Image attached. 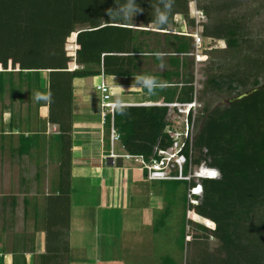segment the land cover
<instances>
[{
    "label": "trees",
    "instance_id": "16d2710c",
    "mask_svg": "<svg viewBox=\"0 0 264 264\" xmlns=\"http://www.w3.org/2000/svg\"><path fill=\"white\" fill-rule=\"evenodd\" d=\"M240 1L196 2L209 21L203 24L201 34L223 40L226 45L221 48L222 55L210 54L217 50L207 52L212 69L205 73L202 95L208 92L210 96L223 95L230 100L212 106L209 97L198 109L192 162L216 168L220 177L202 179L203 194L196 205L188 202L187 181L156 180L166 202L159 226L171 213L174 201L170 198L175 197L179 183H185L178 239L181 250L189 221L187 210L201 215L204 224L215 223L210 231L196 224L203 238L212 236L218 244L209 251L204 242V248L187 264H264V27L252 32L250 21L239 12L235 14V10L242 8ZM149 4L157 12H146L143 21L155 23L157 29L165 30L174 24L173 15L177 13L193 24V18H188V0H0V102L4 103L6 94L10 103L15 97L22 101L24 90L28 98H35L33 106L27 104L24 115L9 110L5 119L7 131L0 130V140L17 135V143L8 145L19 156L31 154L46 143L49 155L59 156L60 183L53 196L45 197V251L37 255L35 264L69 263L72 80L101 73L144 75L147 72L140 65L142 57L148 56L143 54L168 53L172 55H163L161 60L158 56L159 64L166 68L158 74L162 85L151 86L154 93L162 102H186L193 98V63L187 55L192 52L190 38L156 32L165 40L150 45L147 39L151 31L133 28L128 10ZM252 10L260 15L264 0H259L258 7ZM78 24L87 27L76 29ZM72 32L76 34L73 59L64 49L65 39ZM70 61L78 67L70 69ZM242 93L246 95L234 99ZM200 99L198 96L202 102ZM2 108L10 109L5 104ZM166 114L167 108L158 105L115 107L112 123L125 153L142 155L148 160L155 148L167 147L170 138L165 133ZM109 120L110 114H106L107 145ZM46 123L56 124L58 131L42 141ZM3 145L0 141L1 150ZM34 208L37 212L36 205ZM10 254L11 262L2 258L1 264H25L23 255ZM162 261L175 264L168 257Z\"/></svg>",
    "mask_w": 264,
    "mask_h": 264
},
{
    "label": "rangeland",
    "instance_id": "374dc122",
    "mask_svg": "<svg viewBox=\"0 0 264 264\" xmlns=\"http://www.w3.org/2000/svg\"><path fill=\"white\" fill-rule=\"evenodd\" d=\"M197 0H188V18L191 16L198 18L200 23L196 24L193 19L191 25L182 14H174L173 21L177 24H169L166 27L165 32L171 34L182 33V35L188 36L189 41L192 43V52L188 55V58L192 61L193 67V86H195L198 96L201 97L200 106L209 99V103L214 105L224 104L230 97L223 95H209L208 92L202 95L203 86L205 84V73L212 69V60L208 59L207 52L211 50H217L212 53L213 55H222L221 48H224L225 42L223 40H217L210 37H204L201 32L203 24L209 23L206 15L197 8ZM241 7L235 10V14L245 16L251 23V31L256 32L264 27V10L260 15L253 13V8L258 7L259 0H241ZM141 5L133 6V10L130 12L132 23L135 27L143 30H150L152 34L148 36V43L150 45L155 44L157 41L162 43L165 39L157 29V25L153 22L145 23L146 12L154 15L157 9L154 5L140 7ZM196 9L199 11H195ZM201 12V13H200ZM197 20V21H198ZM133 26V27H134ZM197 26V28H196ZM87 27L86 24H78L76 29ZM197 31L201 38L200 47L194 46V38L190 37L191 32ZM155 31V32H154ZM177 32V33H173ZM169 38V37H168ZM169 40H172L171 38ZM162 46V45H161ZM164 47V46H162ZM75 32L65 39L64 49L65 52L72 56L75 52ZM167 50V49H166ZM163 57V56H162ZM167 57V55L165 56ZM185 57V56H183ZM200 59V60H198ZM71 62V61H70ZM74 65V66H73ZM10 69L9 64L7 66ZM68 67L70 69L75 67L72 61ZM160 72L166 68V65L156 64L150 67ZM1 69V68H0ZM160 80L159 77H155ZM127 81H134L135 79H126ZM153 78H139L141 83H147L152 81ZM93 87L90 89L91 98L88 101L86 107L81 108L80 113H74L73 120L79 121L87 117H94L96 124H99V99L101 93L95 90V85L99 84V79H94ZM152 83V82H150ZM130 90V89H129ZM127 90V92H129ZM120 87H110L109 93L112 97L118 95ZM154 89L150 91V102H162L156 98ZM152 93V94H151ZM135 92H132L134 95ZM22 101L16 97L10 103L8 94L4 98V103L0 102V130L7 131V123L5 119L9 116V110L13 113L24 115L26 113L27 104L32 106L35 104V98H28L26 91H23ZM114 99V98H112ZM199 101V100H198ZM8 105L10 109L2 108V105ZM34 110V108H33ZM44 110V109H42ZM169 113L166 118L172 116V110L168 109ZM85 116V117H84ZM182 118V116L180 117ZM4 127V128H3ZM56 127L46 123L45 136L55 132ZM5 131V132H6ZM47 134V135H46ZM4 147L0 149V236L1 241L4 244L6 253H15L17 255H23L25 261L29 264H35L37 261V254L45 251V244L42 243V235L35 234L33 230V224L37 223V228L40 227V220L38 216L37 222L34 223L32 216L33 204L40 211V215L43 218L44 226V208L42 204L46 205L45 195H50L58 188L60 183V167L57 166V160L59 156H49V150L44 152L43 147L36 152L31 151V154L19 156L16 152L9 150L8 144L15 145L17 143V135L6 138L4 141ZM80 143H74L73 151L79 150ZM78 156H74L75 160L83 159V151ZM42 151V152H41ZM121 153H125L123 150ZM38 161L37 166L35 164ZM52 160V161H51ZM70 161V160H69ZM40 163V164H39ZM131 163H133L131 161ZM140 166V165H139ZM115 172V204L111 211L113 215L108 216V212L100 213V217H97V213L94 215L95 210L90 208H75V212L71 216V230L69 233L70 252L68 264H167L162 261L164 258H170L175 264H187L192 258H196L202 248L203 243L206 242V248L212 251L218 244V240L210 236L207 240L201 235L202 231L196 224L205 226L208 231L214 229L215 223L209 226V223L204 224L198 214L192 209L186 211V218L189 220L185 226V244L184 249H180L179 240L181 227H182V201L181 196L185 192V183H179L174 198H170L174 201V205L171 208V213L164 219L161 226L158 225L161 214L166 205L165 200L161 197L163 192L158 181H148L143 177L142 170H136L133 175L126 174L127 172L116 167ZM141 168V166H140ZM142 169V168H141ZM110 174L112 168H110ZM144 172V171H143ZM117 173V174H116ZM129 174L131 170L129 169ZM29 189L30 193V205L27 207L23 204V191ZM28 193V194H29ZM4 196L8 198V202H12V197L16 198L13 207L8 209V204L1 203ZM7 203V200H4ZM167 201V200H166ZM200 202V199H199ZM190 203V202H189ZM3 208H2V207ZM28 211V213H25ZM191 211L194 212L191 214ZM197 215L198 217H194ZM109 222V226L108 223ZM3 226L4 229H1ZM70 226V221H69ZM108 226V227H107ZM108 228V232H107ZM105 232H103V230ZM209 233V232H208ZM197 235L198 237H194ZM206 240V241H205ZM65 263V262H64Z\"/></svg>",
    "mask_w": 264,
    "mask_h": 264
},
{
    "label": "crops",
    "instance_id": "0c3cea01",
    "mask_svg": "<svg viewBox=\"0 0 264 264\" xmlns=\"http://www.w3.org/2000/svg\"><path fill=\"white\" fill-rule=\"evenodd\" d=\"M176 24V23H174ZM177 26V24H176ZM134 28H138L135 27ZM140 29V28H138ZM155 32V31H154ZM160 32L168 33L165 30H160ZM177 33V32H173ZM171 34V33H170ZM179 35H182V33H179ZM148 57H142L141 61V68L142 70H145L147 74L144 75H134L129 77H122V76H106L102 73L95 76H87V77H78L74 78L72 80V86H73V113H77L80 115L79 112H81V108L86 107L88 104V101L91 98V95L89 94L91 91L90 89L93 87L94 79H99L100 83H104L107 87V94H109V102L116 103L117 106H126V105H134V106H148L152 105L154 102H150V98H147L148 95L150 96V91L153 90L151 86L155 85H162L159 82H161V77L158 76L160 72L156 71L155 69H151V65L155 66L156 64H159V58L161 60V57L163 55H172L168 53H154V54H143ZM152 55V56H151ZM181 56V55H179ZM75 64V63H74ZM78 65L75 64V68H77ZM142 72V71H141ZM45 75H42L44 77ZM150 78V80L153 78L152 81H148L147 83H141L138 81L139 78ZM155 77H159L160 80L156 79ZM135 79L134 81H127L126 79ZM152 82V83H150ZM98 85V84H96ZM95 85V90H96ZM120 87V91L118 92V95L115 97H112L109 93L110 87ZM178 86H181V84H178ZM130 89V90H129ZM129 90V92H127ZM98 91V90H97ZM132 92H135L134 95H132ZM152 94V93H151ZM156 98L160 99L162 101V98L156 94ZM114 98V99H112ZM102 94L100 95L99 99V124H96V119L94 117H87L76 121L73 120L72 123V130H71V147H70V177H69V183H70V195H69V203H70V226H69V233L71 230V216L72 213L75 212V208L81 207V208H90L91 210H95L94 215L97 213V217H100V213H109L108 216L113 215L112 209L116 207L115 204V180L116 175L115 172L117 170L116 167H119L120 169L126 171L128 175H133L136 170H142L139 166V164L136 161L133 160H124L122 158L112 159V157L109 156V152L111 150V143H110V126H111V112H107L106 114H110V125H109V133L107 135L108 138V145L105 142V128H104V118L105 115L104 112L106 109H104L102 105ZM155 104V103H154ZM116 106V107H117ZM44 112H46V109L43 108ZM79 111V112H77ZM167 115V114H166ZM84 116V117H85ZM167 117V116H166ZM51 124V123H48ZM54 127H56L55 132L49 134L48 136H45V132L42 135V141L48 140L51 136L57 134L58 127L56 124H51ZM46 127V125H45ZM45 130V128H44ZM47 135V134H46ZM74 143H80L78 149L82 148L81 151H83V159L82 160H75L74 156H78L80 149L76 150L75 153L73 151V145ZM43 151L46 152L48 149V144H44ZM38 149H33V152H36ZM41 150V149H40ZM49 150V149H48ZM47 150V151H48ZM112 150L116 154H122L121 151L123 149L122 144H120V141L117 140L113 143ZM42 152V151H41ZM125 152V151H124ZM50 156V155H49ZM36 161V160H35ZM39 161V160H38ZM38 161L35 162L36 166ZM52 161V160H51ZM131 161L133 163H131ZM40 164V163H39ZM110 168H112V173L110 174ZM129 169L131 170V174H129ZM143 177L145 179V173L143 172ZM117 174V173H116ZM147 180V179H145ZM149 181V180H148ZM29 189H24L23 191V204L27 207L30 205V200L28 197H30ZM47 195H45L46 197ZM53 196V193L48 195ZM7 200V203L4 200ZM11 202H8V198L4 196V199H2L1 203H5L6 206L8 204V209L13 207V204L16 201V198L13 196ZM117 201V200H116ZM27 203V204H26ZM34 205L32 206V216L34 223L37 222L38 216L40 220V227L37 228V223L33 224V230L36 232L35 234H41L42 235V243L45 244V231L43 226L41 227L43 223V218L40 215V211L37 208V212L35 211ZM2 207V206H1ZM42 207H45V204H42ZM3 208V207H2ZM36 212V213H35ZM25 213H28V211ZM111 214V215H110ZM96 216V215H95ZM108 226H109V222ZM107 226V227H108ZM1 229H4L3 226H1ZM106 229L103 230L105 232ZM108 232V228H107ZM71 234V233H70ZM70 244V241H69ZM4 244L1 241L0 236V264L2 261V258H6V261L8 263L11 262V254L6 253L3 249ZM45 248V247H44ZM3 250V251H2ZM44 252V251H43ZM42 253V252H41ZM39 254V253H38ZM37 254V255H38ZM25 264H29L25 261ZM32 264V263H31Z\"/></svg>",
    "mask_w": 264,
    "mask_h": 264
},
{
    "label": "built area",
    "instance_id": "2783aa9c",
    "mask_svg": "<svg viewBox=\"0 0 264 264\" xmlns=\"http://www.w3.org/2000/svg\"><path fill=\"white\" fill-rule=\"evenodd\" d=\"M196 12L199 11L195 9ZM201 13V12H200ZM196 19L195 23L200 21ZM194 46L200 47L201 38L198 34L193 33ZM97 86L99 92L102 94V107L106 109L103 115L108 111L113 113L116 103L109 102V94H107V87L104 83ZM160 106L171 109L172 116L167 118L165 126V133L170 138V144L165 148H155L151 158L146 160L142 155L122 153L116 154L113 152V143L120 137L118 131L114 128L112 120L110 126V143L111 150L109 156L112 159L122 158L124 160L136 161L145 173L148 180H185L187 181V199L191 204L198 202L197 197L202 196L201 178H219L220 173L215 168L205 166L204 162L194 164L192 158L195 154L193 149V140L195 136L196 116L200 103L197 98V91L194 86L193 98L186 102H161ZM182 116V118H180ZM112 119V116H111ZM187 152V154L185 153ZM187 166L185 172L184 168ZM214 171L215 176L211 177L209 173Z\"/></svg>",
    "mask_w": 264,
    "mask_h": 264
},
{
    "label": "clouds",
    "instance_id": "9594fccd",
    "mask_svg": "<svg viewBox=\"0 0 264 264\" xmlns=\"http://www.w3.org/2000/svg\"><path fill=\"white\" fill-rule=\"evenodd\" d=\"M195 9H196V7H195ZM191 18H193L192 16H191ZM193 19H198V18H196L195 16H194V18ZM200 21V20H199ZM200 23V22H199ZM198 23V24H199ZM196 28H197V26H196ZM193 33H196V34H198V36H199V33H197V31L195 30L194 32H191V35H189L190 37H192V34ZM200 37V36H199ZM194 44V43H193ZM205 164V163H204ZM205 166H207L206 164H205ZM207 167H209V166H207ZM209 168H212V167H209ZM216 169V168H215ZM202 179H217V178H201V187H202ZM202 194H203V187H202ZM195 197H197V199H198V202L196 203V204H198V203H200L199 202V199L201 200V197H198V196H195ZM191 204V203H190ZM196 204H194V205H196Z\"/></svg>",
    "mask_w": 264,
    "mask_h": 264
},
{
    "label": "bare ground",
    "instance_id": "6f19581e",
    "mask_svg": "<svg viewBox=\"0 0 264 264\" xmlns=\"http://www.w3.org/2000/svg\"><path fill=\"white\" fill-rule=\"evenodd\" d=\"M75 37H76V34H75ZM99 84H100V83H99ZM96 90L99 91V89H97V86H96ZM173 102H179V103H180L181 101H177V100H175V101H173ZM154 103H155V104H154ZM154 103H153L152 105H158V103H161V102H154ZM116 106H117V105H116ZM116 106H115V107H116ZM158 106H160V105H158ZM115 107H114V108H115ZM164 107H166V106H164ZM166 108H167V107H166ZM113 110H114V109H113ZM167 115H168V114H167ZM112 116H113V113H112ZM119 135H120V134H119ZM119 139H120V137H119ZM119 139H118V140H119ZM211 172H214V171H211ZM211 172H210V173H211ZM211 177H213V176L211 175ZM147 180H148V179H147ZM149 181H156V180H149ZM184 181H185V180H184ZM202 218H203V217H202Z\"/></svg>",
    "mask_w": 264,
    "mask_h": 264
},
{
    "label": "water",
    "instance_id": "95a60500",
    "mask_svg": "<svg viewBox=\"0 0 264 264\" xmlns=\"http://www.w3.org/2000/svg\"><path fill=\"white\" fill-rule=\"evenodd\" d=\"M133 28H134V27H133ZM244 95H246V93H242V94H240V95L236 96L234 99L241 98V97H243Z\"/></svg>",
    "mask_w": 264,
    "mask_h": 264
},
{
    "label": "snow or ice",
    "instance_id": "6c2138e0",
    "mask_svg": "<svg viewBox=\"0 0 264 264\" xmlns=\"http://www.w3.org/2000/svg\"><path fill=\"white\" fill-rule=\"evenodd\" d=\"M209 175L215 176L216 173L215 172H211V173H209Z\"/></svg>",
    "mask_w": 264,
    "mask_h": 264
}]
</instances>
